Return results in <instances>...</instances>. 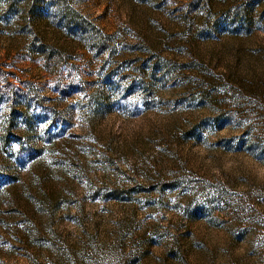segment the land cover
Here are the masks:
<instances>
[{
  "label": "rangeland",
  "instance_id": "374dc122",
  "mask_svg": "<svg viewBox=\"0 0 264 264\" xmlns=\"http://www.w3.org/2000/svg\"><path fill=\"white\" fill-rule=\"evenodd\" d=\"M0 264H264V0H0Z\"/></svg>",
  "mask_w": 264,
  "mask_h": 264
}]
</instances>
